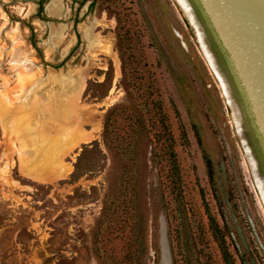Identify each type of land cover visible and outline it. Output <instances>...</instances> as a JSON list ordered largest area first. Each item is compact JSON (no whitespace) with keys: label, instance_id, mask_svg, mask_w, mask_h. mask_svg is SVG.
I'll return each instance as SVG.
<instances>
[{"label":"rangeland","instance_id":"obj_1","mask_svg":"<svg viewBox=\"0 0 264 264\" xmlns=\"http://www.w3.org/2000/svg\"><path fill=\"white\" fill-rule=\"evenodd\" d=\"M41 1L0 0V264H226L207 208L236 264H264V196L186 11L176 0H48L40 13ZM127 90L151 137L138 172L113 159L133 145L138 113L113 119L119 150L103 141L106 113L129 104ZM61 107L87 140L59 148L71 127ZM111 185L120 197L99 229Z\"/></svg>","mask_w":264,"mask_h":264},{"label":"water","instance_id":"obj_2","mask_svg":"<svg viewBox=\"0 0 264 264\" xmlns=\"http://www.w3.org/2000/svg\"><path fill=\"white\" fill-rule=\"evenodd\" d=\"M184 1L191 17L176 0L185 18L196 29L203 50L199 30L202 33L216 66L214 73L220 84L227 87L240 119V126L236 125L248 157L254 164L256 183L258 179L264 186L248 135L249 131L250 136H254L255 147L264 152V0ZM214 44L222 53L224 63L218 57ZM228 102L233 110L229 99ZM258 189L261 192L259 185Z\"/></svg>","mask_w":264,"mask_h":264},{"label":"trees","instance_id":"obj_3","mask_svg":"<svg viewBox=\"0 0 264 264\" xmlns=\"http://www.w3.org/2000/svg\"><path fill=\"white\" fill-rule=\"evenodd\" d=\"M48 1V0H43L40 2V13L43 12V4ZM112 69L109 70V72H111ZM122 72H123V76H124V81L126 79V66H125V62L123 60V67H122ZM128 91V95L130 94V91ZM131 95V94H130ZM129 95V104L127 105H117L112 107L111 109L108 110V112L106 113L105 116V121H104V131H103V141L106 145V147L113 152L114 149H118L116 146L114 145V141L115 139L113 138L112 140H110V132H111V124L114 118H116L119 113H130V112H134L135 114L138 113V115H136V123H133L135 126V129L132 131L131 134V142L134 145H131L129 149L127 150H122V152H118L116 151V153H113V159L114 161H116V157L120 156L122 157V159L126 160L127 163H133L134 165V170L136 172L139 171V163L137 164L139 155L142 151V147L140 145L141 141L143 139H145L146 137H150V133L148 132L146 125H145V121H144V116L141 114V112H139V107H143L142 103L138 98H135V100L132 98V96ZM155 108H157V111L160 112L161 114V120H160V124H162V132L159 136V140L165 139V142H170V144L168 145V147L166 148V155L168 157V162H169V166H170V179L173 183V185L176 187L178 186V184L180 183V167H179V163H178V159H177V154L174 150V137L170 132L169 126L167 125V121H166V116L163 114L162 112V106L161 104L155 105ZM112 133V132H111ZM116 135V133H115ZM158 137V136H157ZM183 137L185 139H187L186 133L183 132ZM151 138V137H150ZM119 150V149H118ZM208 162V167L209 170H211V162L209 160H207ZM211 173V172H210ZM136 186V184L133 186L131 185V190H133L134 192V187ZM136 191V189H135ZM118 193L116 192V188H113L112 185L110 186L109 192L106 196L105 202H104V208H103V212L101 215V219L99 220V229L102 227V225L104 224V221H106L110 215H112V213H115L116 208H117V200L120 197V195H117ZM134 196H138L137 194H135ZM133 196V197H134ZM181 196V193H178L177 198L179 199ZM109 201V202H108ZM208 213H209V218H210V228L212 230L214 239L216 240L223 259L225 261L226 264H236L235 258L233 256V254L230 251L228 242H227V236L225 234V231L221 228V226L219 225L218 221L216 220V218L211 214L210 209L207 208Z\"/></svg>","mask_w":264,"mask_h":264},{"label":"bare ground","instance_id":"obj_4","mask_svg":"<svg viewBox=\"0 0 264 264\" xmlns=\"http://www.w3.org/2000/svg\"><path fill=\"white\" fill-rule=\"evenodd\" d=\"M179 2H180V4H181V6H182V8L186 11V13H187V15H188V17H191V12H190V10H189V8H188V6L186 5V3H185V1L184 0H179ZM57 8V5H56V3H54L52 6H51V8H52V10L54 9H56ZM50 8V9H51ZM59 8H57V10H58ZM60 12V11H59ZM199 30V29H198ZM15 36V35H14ZM199 37H200V40H201V43H202V41H203V43H202V46H203V50H204V53H205V55H206V58L208 59V61H209V63H210V65L212 66V68H213V70L214 71H216V66H215V63H214V61H213V59H212V57H211V54H210V52L208 51V49H207V47H206V45H205V42H204V39H203V36H202V33H201V31L199 30ZM18 40H19V38H18ZM1 78V77H0ZM222 81V80H221ZM222 83H223V81H222ZM81 84H82V86H83V84H84V81H82L81 82ZM225 86V85H224ZM226 87V86H225ZM226 89H227V87H226ZM27 91V90H26ZM43 91H44V89H43ZM227 91H228V89H227ZM229 92V91H228ZM59 93V92H58ZM25 94H26V92H25ZM42 94H44V93H42ZM46 94V93H45ZM60 94V93H59ZM58 94V95H59ZM58 95H56V96H58ZM33 96H35V95H33ZM45 99H47L46 97H44ZM229 98L231 99V97H230V94H229ZM22 99V98H21ZM44 103V102H43ZM48 103V102H47ZM31 104V103H30ZM41 104V103H40ZM233 104V103H232ZM32 106V105H31ZM64 106H66V104H64ZM18 107V106H17ZM235 106L233 105V108H234ZM5 108H7V107H5ZM62 108V110H64V112L66 113V115H68L69 116V120H70V136H69V138H63L61 141H58L59 142V148H61L60 146H66V147H71V146H75V145H77V144H79V142L80 141H84V140H87L88 138H89V135L88 136H85V132L82 134V131H81V129H80V119L79 118H76L75 116H73L71 113H69V112H71V111H67L68 109L67 108H64L63 109V107H61ZM16 109V108H15ZM235 118L237 119V121L238 122H240V119H239V117H238V114H237V111H236V109H235ZM9 124H10V122H9ZM63 124L64 123H62V124H60V127H61V125L63 126ZM11 125V124H10ZM13 125V124H12ZM11 125V126H12ZM63 129H61L62 131H64V132H66L65 130H67L65 127H62ZM40 146V145H39ZM43 148V147H42ZM42 148H41V152H42ZM40 151V150H39ZM40 152V153H41ZM39 153V154H40ZM27 171H29V172H31L30 173V175H34V176H36V177H47V176H45L43 173H40V172H33V171H31V170H27ZM259 185L261 186V190H262V193H263V196H264V186H262L261 185V183L259 182Z\"/></svg>","mask_w":264,"mask_h":264},{"label":"flooded vegetation","instance_id":"obj_5","mask_svg":"<svg viewBox=\"0 0 264 264\" xmlns=\"http://www.w3.org/2000/svg\"><path fill=\"white\" fill-rule=\"evenodd\" d=\"M214 47H215V49L217 51L216 53H217L218 57L220 58L221 62L224 63L223 62V58H222V53L218 50V48H217V46L215 44H214ZM248 135L250 137V142H251L252 147L254 149V152L256 154V158H257V160L259 162L258 164H259L260 173H261V175L263 177L262 179L264 180V152L262 150L258 151L257 147H255V144L253 143L254 140H255L254 136L251 137L249 131H248Z\"/></svg>","mask_w":264,"mask_h":264}]
</instances>
